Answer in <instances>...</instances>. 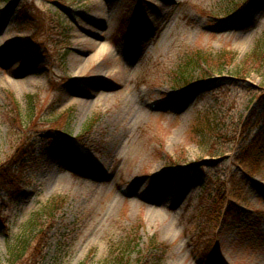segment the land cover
<instances>
[{
    "label": "rangeland",
    "instance_id": "1",
    "mask_svg": "<svg viewBox=\"0 0 264 264\" xmlns=\"http://www.w3.org/2000/svg\"><path fill=\"white\" fill-rule=\"evenodd\" d=\"M240 1L0 0V163L23 132L11 97L25 117L35 108L24 123L36 145L20 189L0 201L1 262L62 199L42 256L21 264H110L135 231L141 251L157 240L162 264H264V153L235 163L262 76L234 73L259 66L264 3ZM26 5L28 22L17 18ZM198 50L228 65L180 79ZM233 175L245 191L227 217L217 195Z\"/></svg>",
    "mask_w": 264,
    "mask_h": 264
},
{
    "label": "trees",
    "instance_id": "2",
    "mask_svg": "<svg viewBox=\"0 0 264 264\" xmlns=\"http://www.w3.org/2000/svg\"><path fill=\"white\" fill-rule=\"evenodd\" d=\"M263 3L264 0H243L235 2V5L239 11H242L259 9ZM28 7L29 5H26L18 9V19L23 21L26 20L27 22L29 21L30 18L27 15L29 11H26L28 10ZM225 56L226 55L217 58L211 53L198 50L194 55L189 57L179 77L180 79L187 78L189 72H191V70L194 71L198 69V66H205L210 70H216L217 68L223 67V65H228L229 61L224 59ZM254 56L257 58L256 62L259 63L258 68H256L257 64L253 63L254 61H251L250 64L246 59L234 70L236 76H246L253 70L260 72L262 76L259 105L255 106L247 120L243 122L239 129L241 137L240 135L238 137L241 138V145L237 155L235 156V163L241 166L242 169L244 168V170L250 166V163L254 158L260 157L264 153V51L254 52ZM230 59L233 60V57ZM214 60L217 63L221 60L223 61L222 63L217 64ZM11 102L13 103L15 109L11 107L10 110L12 113H16L19 128L22 129L23 132H19L16 139L11 141L12 153L6 160L0 163V201L6 200L7 192L20 189V175L22 177L26 166L28 167L30 158L35 156L36 150L34 135H32L35 132L29 133L32 125L27 129L28 124H34L35 108L31 107V111L26 115L27 117H25L23 111H19L17 102L13 97H11ZM11 111H8V113L10 114ZM25 118H27L29 122L28 124L24 123V121H27ZM52 130L53 133L65 135L63 131L58 129L53 128ZM231 178H234V175L230 177L228 182H224L222 187L218 190L217 195L219 196L221 193L220 191H222L223 194L221 193L222 197L219 199V207L221 209L222 206L223 209V206L225 205L223 214L227 217L238 212L235 202L242 196L241 193H244L245 191V186L241 183L242 180L240 178L239 180ZM3 194L5 195L3 196ZM58 200L59 199L52 200L48 206L34 214L27 222L21 230L19 237H17L14 241L15 244L10 247L9 258L5 264H21L31 257L35 258L36 256L39 258L42 256L44 248L48 244L49 229L53 227L57 214L60 212V208L58 207H61L60 203L64 201H61L62 199ZM140 241L138 232L135 231L133 238L130 237L125 240V242H122V246L117 253L114 248L113 254L115 256L110 264H162L164 252L158 248L159 244L157 240L154 238L148 240L146 246L144 247L146 249H143L142 251L140 249ZM132 253L140 254V257H137L134 261L131 259ZM0 264L4 263L0 261Z\"/></svg>",
    "mask_w": 264,
    "mask_h": 264
},
{
    "label": "bare ground",
    "instance_id": "3",
    "mask_svg": "<svg viewBox=\"0 0 264 264\" xmlns=\"http://www.w3.org/2000/svg\"><path fill=\"white\" fill-rule=\"evenodd\" d=\"M106 49L105 48H101L97 54H95L93 56V58L91 60H98L99 58H101V56H103V54L105 53ZM77 96L87 100V99H90L91 98V93H89L87 90H84V89H80L79 92L77 93ZM85 102V101H83ZM184 190V189H183ZM150 202V201H148Z\"/></svg>",
    "mask_w": 264,
    "mask_h": 264
}]
</instances>
